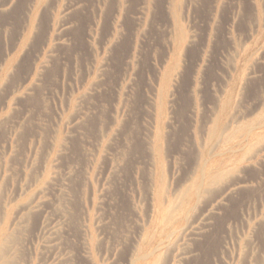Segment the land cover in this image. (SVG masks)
Here are the masks:
<instances>
[{
	"label": "rangeland",
	"instance_id": "obj_1",
	"mask_svg": "<svg viewBox=\"0 0 264 264\" xmlns=\"http://www.w3.org/2000/svg\"><path fill=\"white\" fill-rule=\"evenodd\" d=\"M0 242L264 264V0H0Z\"/></svg>",
	"mask_w": 264,
	"mask_h": 264
},
{
	"label": "bare ground",
	"instance_id": "obj_2",
	"mask_svg": "<svg viewBox=\"0 0 264 264\" xmlns=\"http://www.w3.org/2000/svg\"><path fill=\"white\" fill-rule=\"evenodd\" d=\"M209 171H210V170H209ZM201 182H202V181H201ZM215 182H216V181H215ZM198 187H199V186H198ZM178 188H179V187H178ZM198 192H199V191H198ZM199 196H200V195H199ZM179 202H180V201H179ZM179 202H178V203H179ZM186 202H187V201H186ZM156 203H157V202H156ZM162 205H163V204H162ZM165 206H166V205H165ZM161 208H162V207H161ZM191 208H192V207H191ZM172 209H173V208H172ZM160 210H161V209H160ZM160 210H159V211H160ZM163 213H164V212H163ZM174 214H175V213H174ZM155 216H156V215H155ZM186 216H187V215H186ZM186 218H187V217H186ZM169 236H170V235H169ZM10 242H11V241H10ZM0 243H1V242H0ZM1 246H2V245H1ZM4 252H5V251H4ZM2 253H3V251H2ZM163 259H164V258H163ZM130 264H131V263H130ZM161 264H162V263H161Z\"/></svg>",
	"mask_w": 264,
	"mask_h": 264
}]
</instances>
